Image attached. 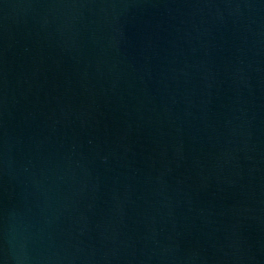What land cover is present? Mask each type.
<instances>
[{
	"label": "water",
	"instance_id": "water-1",
	"mask_svg": "<svg viewBox=\"0 0 264 264\" xmlns=\"http://www.w3.org/2000/svg\"><path fill=\"white\" fill-rule=\"evenodd\" d=\"M0 264H264V0H0Z\"/></svg>",
	"mask_w": 264,
	"mask_h": 264
}]
</instances>
